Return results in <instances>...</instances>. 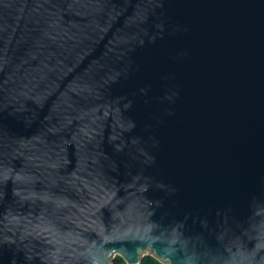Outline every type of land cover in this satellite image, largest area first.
<instances>
[{
    "label": "water",
    "instance_id": "water-1",
    "mask_svg": "<svg viewBox=\"0 0 264 264\" xmlns=\"http://www.w3.org/2000/svg\"><path fill=\"white\" fill-rule=\"evenodd\" d=\"M264 264V0H0V264Z\"/></svg>",
    "mask_w": 264,
    "mask_h": 264
},
{
    "label": "trees",
    "instance_id": "trees-1",
    "mask_svg": "<svg viewBox=\"0 0 264 264\" xmlns=\"http://www.w3.org/2000/svg\"><path fill=\"white\" fill-rule=\"evenodd\" d=\"M112 264H127V262L121 257L116 256V258L113 260ZM140 264H163L160 262L157 258H155L152 255H146Z\"/></svg>",
    "mask_w": 264,
    "mask_h": 264
},
{
    "label": "rangeland",
    "instance_id": "rangeland-1",
    "mask_svg": "<svg viewBox=\"0 0 264 264\" xmlns=\"http://www.w3.org/2000/svg\"><path fill=\"white\" fill-rule=\"evenodd\" d=\"M112 263H113V262H112ZM112 263H111V264H112Z\"/></svg>",
    "mask_w": 264,
    "mask_h": 264
}]
</instances>
